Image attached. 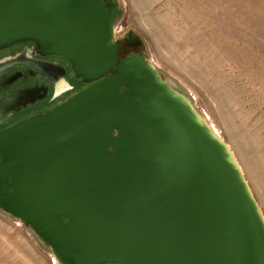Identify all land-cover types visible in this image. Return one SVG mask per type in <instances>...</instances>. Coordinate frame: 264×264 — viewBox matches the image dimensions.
<instances>
[{
	"label": "water",
	"instance_id": "obj_1",
	"mask_svg": "<svg viewBox=\"0 0 264 264\" xmlns=\"http://www.w3.org/2000/svg\"><path fill=\"white\" fill-rule=\"evenodd\" d=\"M118 15L113 0H0V50L32 43L87 85L0 133V211L56 264H264L235 157L150 61L121 58Z\"/></svg>",
	"mask_w": 264,
	"mask_h": 264
},
{
	"label": "rangeland",
	"instance_id": "obj_2",
	"mask_svg": "<svg viewBox=\"0 0 264 264\" xmlns=\"http://www.w3.org/2000/svg\"><path fill=\"white\" fill-rule=\"evenodd\" d=\"M116 39L187 97L226 143L264 217V0H114ZM0 264H56L0 211Z\"/></svg>",
	"mask_w": 264,
	"mask_h": 264
},
{
	"label": "flooded vegetation",
	"instance_id": "obj_3",
	"mask_svg": "<svg viewBox=\"0 0 264 264\" xmlns=\"http://www.w3.org/2000/svg\"><path fill=\"white\" fill-rule=\"evenodd\" d=\"M131 35L116 39L121 58L140 45ZM86 87L64 58L42 55L32 43L0 50V133L47 114Z\"/></svg>",
	"mask_w": 264,
	"mask_h": 264
}]
</instances>
